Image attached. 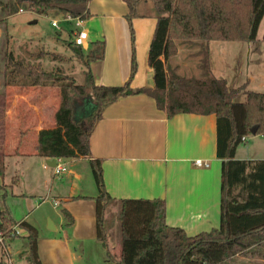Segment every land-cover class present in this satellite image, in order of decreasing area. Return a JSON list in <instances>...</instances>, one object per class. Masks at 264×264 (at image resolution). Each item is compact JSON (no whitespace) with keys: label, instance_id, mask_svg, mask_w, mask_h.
I'll list each match as a JSON object with an SVG mask.
<instances>
[{"label":"trees","instance_id":"obj_1","mask_svg":"<svg viewBox=\"0 0 264 264\" xmlns=\"http://www.w3.org/2000/svg\"><path fill=\"white\" fill-rule=\"evenodd\" d=\"M90 0H7L5 15L17 12L19 2L37 14L82 17ZM128 8L126 18L132 42L130 74L120 85L96 84L90 69L93 61L103 59L105 41L95 40L85 49L70 38L66 46L84 67L83 83L61 65L46 69L43 56L62 61L53 51L36 53L37 62L4 53V85L20 87H55L59 101L52 125L41 128L33 145L34 154L49 158H85L98 187L95 224L97 238L106 247V256L117 264H264V159H237L239 144L255 134L264 135V92L252 90L248 81L230 86L225 78L211 73L209 42H252L258 38L263 22L264 0H168V15H159L149 44L147 63L153 71V85L131 87L137 68L132 18L137 15L139 0H123ZM199 47V76L177 72L173 63L182 44ZM146 94L168 117L176 113L215 114L216 155L221 159L219 225L189 235L179 226L166 221V201L161 197L115 199L105 189L102 159L92 158L89 138L104 109L118 98ZM91 97L92 112L80 120L74 116V103ZM6 165L0 159V175ZM18 176H14L17 178ZM5 193L1 195L3 200ZM74 198H86L75 196ZM92 198V197H91ZM118 202L120 251L115 257L107 240L110 204ZM65 223L73 217L61 209ZM25 232L27 263L41 264L38 231L26 220H14L6 208L0 207V233L4 241L18 236L13 227Z\"/></svg>","mask_w":264,"mask_h":264},{"label":"crops","instance_id":"obj_2","mask_svg":"<svg viewBox=\"0 0 264 264\" xmlns=\"http://www.w3.org/2000/svg\"><path fill=\"white\" fill-rule=\"evenodd\" d=\"M6 1L0 0L1 22L6 21ZM127 11L123 0H90L80 17V25L72 19L60 18L75 23L77 30L87 31L86 48L92 41H105L103 59L90 64L96 84L120 85L129 77L132 42ZM136 12L132 25L137 68L130 83L134 88L153 85V71L147 63L148 49L157 17L169 13L168 0H139ZM59 17L51 18L57 20V29L61 22ZM214 43L217 42H209L211 73L215 66H223L222 62L214 60ZM223 45L220 47H226ZM216 77L237 86L230 83L228 75ZM255 79L250 73L240 84L248 81L250 89L262 92L263 76L258 82ZM2 84L0 90L5 89L9 107L4 112L8 140L4 137L5 143H0V159L7 168L8 162H15L14 157H17L20 174L12 177L10 184L0 175V207L6 208L14 220L23 219L36 227L41 264H117L107 258L106 247L96 235L93 197L98 194V187L95 192L90 188L87 194L89 188L81 183L82 173L77 167L79 160L85 158H47L34 154L37 132L52 125L57 105L47 120L43 115L46 96L41 87L4 85L3 80ZM74 104L77 120L94 109L91 97L76 100ZM21 111L25 113H17ZM241 144L236 148L235 158L264 159V135H252ZM89 146L91 157L102 159L105 189L115 199L161 197L166 201L167 223L182 227L189 235L219 225L221 159L216 155L215 114L176 113L168 117L146 94L120 97L104 109L90 135ZM197 158L208 161L209 167L195 166L193 160ZM56 163H61L65 170L56 174ZM64 172L71 182L69 190L51 196L52 208L37 204L35 198L45 190L46 194H52L56 176ZM59 206L73 217L71 225L65 223L62 212L54 210ZM24 235V230L19 228L18 236L5 242L14 264H28L26 241L19 240V237L25 240ZM1 263L4 264L3 256Z\"/></svg>","mask_w":264,"mask_h":264},{"label":"rangeland","instance_id":"obj_3","mask_svg":"<svg viewBox=\"0 0 264 264\" xmlns=\"http://www.w3.org/2000/svg\"><path fill=\"white\" fill-rule=\"evenodd\" d=\"M17 7L22 10L9 16L6 15V21L1 22L0 20V86L3 87V57L6 51H11L16 57L23 58L31 62H37L36 53L41 50L59 53L64 57L62 61L54 60L47 55L40 58V62L46 69H51L56 65H61L66 73L74 76L77 83H83L84 77L82 70L84 67L76 60L71 50L66 46V41L72 38L73 33L78 29L75 23H69L61 20L60 18H63V16L59 15L60 17L57 19H60L61 22L59 24V29H57L51 25V18H53V14L49 13L47 15H39L34 11L27 9L26 2H19ZM54 17L56 18V16ZM262 35L263 22H261L258 30L259 39L255 41H215L217 43L212 45L213 57L214 60L222 62L223 66H221V64L215 66L213 71L214 73L212 74L216 76L228 75L230 77L229 81L232 85L240 84V82L243 81L242 79L250 73H253V75L256 76L255 82L260 80L261 75L264 78V41L261 40ZM220 44H224L226 47H220ZM179 48L177 50V55L173 59V63L179 65L177 72L183 75L199 76L201 72L199 68L200 57L198 55V45L184 43L180 45ZM217 63L218 62H216V64ZM5 87L6 86H4V88ZM253 87L256 86L253 85ZM39 89L43 90L42 92L45 93L47 102V107L43 109V115L47 120H50L54 107L58 105L59 91L57 88L50 86L41 87ZM8 101L9 98L6 97L5 89L4 91L0 90V141L2 140L0 143H5L3 140L5 137L6 127L4 112L6 111V108L9 107V103H7ZM84 109L85 106L83 107V110ZM17 113L23 114L25 112L21 111ZM34 117L35 116H32L31 118ZM18 120L19 119H17V121ZM5 140H8V138L5 137ZM17 159V157H14L15 162H8V166L4 174V181L9 184L12 183V177L16 175L19 176L20 174V165L17 163ZM77 167L82 173L83 180L81 183L89 188V192L87 194H90V188L93 189L92 192L97 191V185L89 161L81 159L77 163ZM70 183L71 182L67 178L65 172L59 177L56 176V181L53 183V187L51 189L52 194H46L47 192L45 190V192H43L44 194L42 193L41 196L35 198L37 201L36 203L41 206L52 208L51 196L58 194V192L62 194L68 191ZM61 209L62 208L59 206L54 210L56 212H61ZM118 209L119 206L116 201V203L110 204L108 212H106L111 220V229L107 243L111 253L117 256L119 254L121 244ZM19 240L22 242L25 241L23 237H19ZM2 254V246L0 245V264H2Z\"/></svg>","mask_w":264,"mask_h":264},{"label":"built area","instance_id":"obj_4","mask_svg":"<svg viewBox=\"0 0 264 264\" xmlns=\"http://www.w3.org/2000/svg\"><path fill=\"white\" fill-rule=\"evenodd\" d=\"M22 10V9H20ZM65 20H74V22L76 23V25H80V18H72V17H64ZM51 25L54 27L58 28V22L56 19H52L51 20ZM87 38H88V34L87 31L83 28H80L79 30H77L75 33H73L72 39L74 41L75 44L82 46L83 48H86L87 45ZM242 140H246L245 137H242ZM193 164L197 167H209V162L202 160L200 158L194 159L193 160ZM65 167L61 164V163H56L54 165V171L56 174H59L60 172L64 171ZM19 234V227L15 225V227H13V232L12 234ZM0 245L2 246V252H3V258H4V264H14L13 261V257L11 256L7 245L0 233Z\"/></svg>","mask_w":264,"mask_h":264},{"label":"water","instance_id":"obj_5","mask_svg":"<svg viewBox=\"0 0 264 264\" xmlns=\"http://www.w3.org/2000/svg\"><path fill=\"white\" fill-rule=\"evenodd\" d=\"M32 1H35V0H32Z\"/></svg>","mask_w":264,"mask_h":264}]
</instances>
